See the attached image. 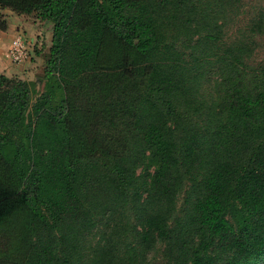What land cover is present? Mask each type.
<instances>
[{"label":"trees","instance_id":"obj_1","mask_svg":"<svg viewBox=\"0 0 264 264\" xmlns=\"http://www.w3.org/2000/svg\"><path fill=\"white\" fill-rule=\"evenodd\" d=\"M0 7L53 24L45 91L0 72V264H264V5Z\"/></svg>","mask_w":264,"mask_h":264},{"label":"rangeland","instance_id":"obj_2","mask_svg":"<svg viewBox=\"0 0 264 264\" xmlns=\"http://www.w3.org/2000/svg\"><path fill=\"white\" fill-rule=\"evenodd\" d=\"M264 5V0H245V17H251ZM0 21H5L7 30H0V72L9 77H19L35 85L37 94L46 89L44 69L52 43L53 24L41 21L35 13H16L0 7ZM25 43L26 57L21 62L9 56V45L16 37ZM259 58V57H258ZM23 202L19 174L12 171L10 162L0 161V229L7 225L8 216ZM20 255V252L17 251ZM21 264V263H19ZM149 264H161V258L151 256Z\"/></svg>","mask_w":264,"mask_h":264},{"label":"built area","instance_id":"obj_3","mask_svg":"<svg viewBox=\"0 0 264 264\" xmlns=\"http://www.w3.org/2000/svg\"><path fill=\"white\" fill-rule=\"evenodd\" d=\"M25 43L21 37H16L13 39L9 45V56L15 62H21L25 57Z\"/></svg>","mask_w":264,"mask_h":264}]
</instances>
